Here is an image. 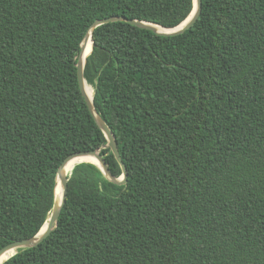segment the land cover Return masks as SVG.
<instances>
[{"label": "trees", "instance_id": "16d2710c", "mask_svg": "<svg viewBox=\"0 0 264 264\" xmlns=\"http://www.w3.org/2000/svg\"><path fill=\"white\" fill-rule=\"evenodd\" d=\"M192 0H0V249L33 238L59 167L122 172L79 89L91 25L173 28ZM84 78L128 177L68 176L56 228L3 264H264V0H202L185 33L92 32Z\"/></svg>", "mask_w": 264, "mask_h": 264}, {"label": "water", "instance_id": "95a60500", "mask_svg": "<svg viewBox=\"0 0 264 264\" xmlns=\"http://www.w3.org/2000/svg\"><path fill=\"white\" fill-rule=\"evenodd\" d=\"M201 10H202V0H192V11L189 14V16L183 22H181L179 25H177L176 27L166 28V27L159 26L165 30L164 32L155 31V29L152 27V25H154V24H152V23H149L146 21L127 19V18L122 17V16H113V17L105 18L103 20L95 21L91 25V27L89 28L86 35L84 36V38L80 44L79 53L82 52V47H81L82 43L87 41V35L90 36V40L92 42V47H93L92 32L96 27L101 26L103 24H108V23H113V22H127L133 26L149 30V31H151L155 34H158V35L176 36V35H181V34L185 33L197 22L200 14H201ZM92 47H91L90 53L92 52ZM77 58H78V56H77ZM85 62H86V58H85L83 63H81V61L79 59H77V63H76V69H77L76 73H77V80H78L79 89H80L81 94L85 100L86 106H87L90 114L94 118L96 124L101 129V131L103 132V134L107 140V144L103 148L110 149V151L112 152V154H113L114 158L116 159L118 165L120 166L122 174L118 178H115L113 176V174L109 170L108 166L106 165L105 161L99 155L100 149L96 150V151H78V152L71 154L69 157H67V159L59 167L58 172H57V176H56V185H57V181L59 179L61 186H62V196H61L60 203L56 202L55 193H54V205H53L51 214L49 215V218L47 219V221L41 227L40 231L33 238L15 241V242H12V243L4 246L3 248H1L0 249V261L13 251H16V252L12 256H14L19 249L31 248V247L37 246L38 244L43 242L48 237V235L51 233V231H53L56 228V226L58 224L59 214H60L61 209L65 203V200H66L67 182H68V175L60 176V170L63 169L65 164L70 159H73V158L78 159V158H82L85 156H92L97 162H79L76 165L81 164V163L94 164L100 169V171L105 175V177L110 182H112L116 185H124L127 183L128 173H127L126 167H125L124 163L122 162L121 157L119 155L117 145H116V142L114 139V135L111 132V130L109 129V127L106 125V123L100 118V116L95 111L94 106H93V98H92V102H89V100L85 94V85H88V83L86 82V80L84 78ZM73 168H72V170H73ZM70 174H71V172L69 173V176H70ZM56 185H55V189H56ZM12 256L8 257L4 262H6Z\"/></svg>", "mask_w": 264, "mask_h": 264}, {"label": "bare ground", "instance_id": "6f19581e", "mask_svg": "<svg viewBox=\"0 0 264 264\" xmlns=\"http://www.w3.org/2000/svg\"><path fill=\"white\" fill-rule=\"evenodd\" d=\"M152 27L155 29V31H158V32H164L165 31L164 29H162L161 27L156 26V25H152ZM81 47H82V52L79 54L78 59L81 61V63H83L85 58H87V55H89V53L91 51V47H92V42L90 40L89 35H87V41L83 42ZM85 94H86L89 102H92L93 88L90 85H85ZM79 162H97V161L92 156H85V157L78 158V159H74V158L70 159L65 164L63 169L60 170V176L68 175L71 172L72 168ZM61 196H62V186H61L60 180L58 179L56 189H55V200L57 203H60ZM15 252L16 251H13L10 254H8L6 257H4L0 261V264H2L8 257L12 256Z\"/></svg>", "mask_w": 264, "mask_h": 264}, {"label": "clouds", "instance_id": "9594fccd", "mask_svg": "<svg viewBox=\"0 0 264 264\" xmlns=\"http://www.w3.org/2000/svg\"><path fill=\"white\" fill-rule=\"evenodd\" d=\"M69 176V175H68Z\"/></svg>", "mask_w": 264, "mask_h": 264}, {"label": "rangeland", "instance_id": "374dc122", "mask_svg": "<svg viewBox=\"0 0 264 264\" xmlns=\"http://www.w3.org/2000/svg\"><path fill=\"white\" fill-rule=\"evenodd\" d=\"M69 175V174H68Z\"/></svg>", "mask_w": 264, "mask_h": 264}]
</instances>
